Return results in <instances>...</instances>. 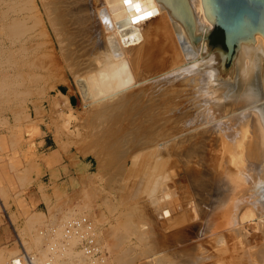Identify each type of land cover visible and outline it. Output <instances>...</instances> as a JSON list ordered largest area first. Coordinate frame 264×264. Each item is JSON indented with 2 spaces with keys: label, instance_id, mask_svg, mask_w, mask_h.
I'll return each mask as SVG.
<instances>
[{
  "label": "bare ground",
  "instance_id": "bare-ground-1",
  "mask_svg": "<svg viewBox=\"0 0 264 264\" xmlns=\"http://www.w3.org/2000/svg\"><path fill=\"white\" fill-rule=\"evenodd\" d=\"M18 1L20 2V0ZM18 1L17 5H20ZM23 1L22 4L24 3V9L26 10L22 16L18 17L20 19H15V17L13 20H8L9 22H2L6 27L11 26L8 32H6L7 29H4L8 35L11 31H13L11 36L14 34L13 29H15V32L21 30V33L17 32V34L22 35L18 46L20 52H23L20 55H25L31 48L39 52V49L41 50L43 46H46L51 49L53 56L55 55L59 60L62 55L69 67L71 66L70 68L73 67L74 69V67L76 68V65L73 66L75 60L72 63L71 59L73 57L69 58V49L73 50L74 48L78 51L79 56L75 54L78 59L81 57V67L74 69V73L75 75L78 73V77H76L79 84L81 83L80 79L85 84L86 90L82 89L85 104H91L97 98L101 100L105 97L117 96L119 101L117 105L124 106L129 102H136L140 110L141 108L152 109L154 115L155 112L160 113L161 116L158 119L156 118L157 121L162 118L161 123L163 121L172 122L175 127V130L172 129L173 132L167 131L168 135L158 136L159 139L155 136L156 139L154 140L151 137L152 140L149 139V142L142 140L144 142L142 144H140L141 141L138 138L139 136L142 137V134H138L137 139L132 137V133L130 134L132 140L129 141L136 148L132 152L130 149V163L127 164V167L125 166L127 171L122 176L130 180L125 183V193H120V201H118L119 204L122 203L128 208L127 214L125 213L126 218H135V221H132L131 218L124 220L121 225L126 227L129 235L135 234L134 236L137 239L149 240L148 250L145 252L146 247L144 251L142 250L146 253L144 257L149 258L144 260L143 254V258H141L143 260H138L137 264H210L205 262L206 258L205 260L203 258L206 246L199 244L200 242L192 246L193 239L192 242L189 240L196 234V230L193 228V225L196 224H191V226L189 223L193 212H196L197 209L191 205L197 203L200 199L204 200V198V202H207L209 206L206 210L203 209L202 213H198L201 220L202 218L210 219L211 217H208V215L211 216L212 207H219L216 212H212L214 224H211L214 227L216 226L218 231L222 230V232L216 238H212L211 241L222 242V240H227V242H230L238 238L236 244L231 242L233 244L232 248H234L233 251L231 250L232 244L226 242L228 245H226L228 249L226 251H229L230 248V252H232L229 261L218 262L216 260V264H264V246L262 244V247H258L257 244L261 241L264 242V85L262 81L264 37L260 33H255L253 42L249 41L247 43L239 40L236 55L231 61V65H228L224 51L210 46L207 35L214 26L206 19L201 0H131L129 3H126L125 0ZM115 2L116 4L112 5ZM15 5H13L14 8ZM21 6L19 7L21 8ZM15 9L11 10L14 12ZM24 9L21 8V10ZM9 10L6 11L9 12ZM75 13L80 16L81 24L71 18ZM5 14L7 13L4 12L3 16ZM17 34L15 33L12 37ZM36 34H38L37 39L34 38ZM39 37H42L44 41L42 38V40H39ZM16 40L19 39L16 38ZM1 45L0 53L3 51ZM74 51H72V54H74ZM38 56H35V60ZM53 56L51 59L56 61V57L53 58ZM11 57L13 59V56ZM17 59L15 60L17 61ZM29 60V62L26 60L21 63H27L28 69H30L31 66L29 67V65L31 64L37 68L42 67V64L35 61L34 57V62L31 59ZM19 66L21 68V64L14 67ZM28 73L30 72L25 75ZM34 74L36 76L40 75L36 72ZM36 76L34 79H39ZM13 77L16 79L15 75ZM24 77V80H26L27 76ZM120 110L118 111L120 112ZM147 114L149 115V113ZM149 117L151 116L149 115ZM143 119H140L141 123L144 122ZM147 119L145 118V120ZM148 122L150 123L149 120ZM153 123H156L155 117ZM123 125L125 126V124ZM124 126L120 128L125 129V131L121 130V135H123L120 136L121 140L130 139L124 137L126 129L128 130ZM144 126H146L145 123ZM138 128L144 132L142 130L144 127L142 129ZM134 129L136 130V126ZM158 130L160 131L159 128ZM136 132L138 131L136 130ZM126 142L124 143L126 144ZM176 143L179 144L176 146ZM116 151L118 154V150ZM192 157H196L197 168L196 164H193L195 158L192 160ZM181 160L192 161L195 169L192 165L180 169ZM117 164L121 163L117 161ZM188 165L190 164L188 163ZM125 167H123V170ZM121 173L123 174L122 171ZM211 174H214L217 179L220 178L221 186H218L220 192L212 194L211 188L208 186V180L214 178L211 177L214 176ZM120 178H118L119 181ZM171 178L176 179L181 184L182 190L177 198L166 201L165 198L168 196L169 190L166 186L164 188L163 182ZM120 185L122 186V184ZM166 185L170 186L169 181ZM191 187H195L198 192L196 190L194 193H197L196 195L200 193L202 198H200L201 196L200 199L193 198V193H190ZM196 195L194 194L197 198ZM186 198H189L190 202L187 200L189 203ZM199 202L203 208H206L204 202ZM198 205L197 203L195 206ZM82 206L84 207L82 204L81 208L76 206L71 209L72 212L70 210V213L77 214L80 209H83ZM86 206L85 209L88 208V205ZM179 207L183 211L170 214L172 211L179 210ZM166 209L167 213L169 212L167 215L163 214ZM159 210H161V213L163 212V216H167L164 222L165 225L154 219V214H159ZM69 216L71 215L69 214ZM163 218L162 220H164ZM206 219L205 221L209 220ZM251 219H254V222L248 223ZM210 221L208 222L210 223ZM207 224L206 227L209 225ZM248 225L255 230L251 231ZM123 226L121 227L124 228ZM202 226H205V223ZM202 226L200 225V227ZM57 229V236H59L62 225ZM202 229L204 228L202 227ZM119 230L114 229V232L112 231L113 234L111 235L115 241L112 245L113 248H117V246L121 248L118 244L123 241L124 234H118ZM125 230L124 232H126ZM205 232L207 233L206 230ZM197 236L201 237L199 234ZM208 236L205 237L208 239ZM211 236H215V234L212 235L211 233L210 238ZM100 238L98 237V240ZM188 240L191 242L190 245L185 244ZM211 241L208 243L210 244ZM121 244H124V242ZM254 244H257V246H254ZM121 246L123 247V245ZM202 246L205 248H201ZM136 247L141 248L140 246ZM128 248L130 249L129 246ZM209 250L211 249L209 248ZM45 251L44 247L43 253H39V256L45 257ZM124 252L125 250H121V253ZM216 252L218 253V251ZM223 252L225 254L224 250ZM121 253L118 252L114 255L115 257L113 256L114 260L116 258V263L131 264L132 258L137 252L132 255V258L131 256L124 257ZM126 253L128 254V251ZM206 254L208 253L206 252ZM64 255H67V258L69 256V260L64 259ZM137 255L134 257H137ZM104 258H106V255ZM105 260L108 261L107 258ZM218 260H221V258ZM199 261L203 263H198ZM53 264H100V262L96 263V261L85 257L76 246V238L72 237L64 249L59 247V252L56 253ZM106 264H110V262Z\"/></svg>",
  "mask_w": 264,
  "mask_h": 264
},
{
  "label": "rangeland",
  "instance_id": "rangeland-1",
  "mask_svg": "<svg viewBox=\"0 0 264 264\" xmlns=\"http://www.w3.org/2000/svg\"><path fill=\"white\" fill-rule=\"evenodd\" d=\"M12 1L13 2L16 1V2L13 3ZM17 1L18 0H9V1L0 0V29L2 30V31L0 30V39L2 40L0 42V45L5 44V46L1 45V47L3 48L2 53L4 54L0 53V58H2V60H0V64H1L0 65V224L3 225V227H0V264H10L9 263L10 257L19 251V246H18L19 240L23 242V244L29 251L36 250V251H39L38 253L41 254L43 253L44 247H45V250H46L45 252H47L48 251V248H46L47 239L44 238L41 234H39L38 230L42 227V225L46 223H51V222L55 223L58 228L59 226L62 225V222L69 216V214L70 215L74 214V213H70V210L75 208L76 206L80 207L81 204L84 205V207L88 205V208L85 209L82 206L83 209L82 210L80 209L79 212L77 213H86L87 211L86 214H88L89 217L94 221V225L96 224L95 230H97L96 232L98 233V235L96 233L97 238L101 237L99 240L100 242H102L101 246L102 245L104 246V247L102 246V249L103 250L106 249L107 251L106 258L108 259V261L105 260L106 258H103L102 259L103 261L99 260V261H96V263L100 262V264L101 263L106 264L107 262L108 263L110 262V264L112 263L118 264L116 263L117 262L116 258L114 260V257H115L114 255H116V253L118 252L121 253V250H125L124 253H121V255L124 257L131 256L132 258V255L137 252L136 254H134V256L138 254L137 257L133 256L132 258L133 259L132 263L135 261L133 264L135 263L137 264V262L142 261L143 259L141 258H143L146 255L145 252L148 250L149 240L147 239L148 241L147 240L145 241L144 239L143 240L137 239L135 238L136 236H134L135 234L129 235L126 227L121 225V223H123L124 220L128 219L126 218L128 208L127 206L122 205L121 202H120L121 204H119V201H120L119 195L120 193L122 194L125 193L124 185L130 180L128 178L122 177L127 171L126 169L127 164L130 163V156H131L130 149L132 152L133 149L136 148L132 145L133 143L130 142L129 140H132V137L137 139L138 134L139 135L142 134V137L141 136L138 137L140 138V141H141L140 144H142L144 143L142 142V140L144 141L146 140L145 142L147 141L149 142V139L154 140L156 139V137L159 139L161 135L162 136H166V134L168 135V132H173L175 130V127L173 126L172 122L163 121L161 123L162 118L157 121V119L161 116L160 113L155 112V115H154V112H152V109L147 110V109L141 108L140 110L136 102H133V103L129 102L130 104L129 103L125 104L126 106L117 105L119 102L117 96H111L107 98L105 97L104 99H101V100L97 98V100H93L94 102H92L91 104H85V98L82 92V89L86 90V87L84 86L85 84H83L80 78L79 79L81 83L79 84V80H77L78 73L77 75H75L74 73V69L76 70L77 68L81 67V63H80L81 57L78 59V57L75 55V54L78 55V51H76L74 48L73 50L69 49V52H70L69 58L72 56L73 58L71 57L72 59L71 58L70 59L72 63L75 62L73 66L76 65V68L74 67V69L73 67L71 69L70 68L71 66L69 67V65L65 62V59L62 55L60 56L61 58H59V60L55 55L53 56V53H51V49L46 46H43L41 50L39 49V52L31 48L30 51L26 53L27 55L25 54L26 57L23 58V56L25 55H20V54H23V52L21 53L20 50L18 49V46L22 38V35L19 34L21 33L20 32L21 30L17 31L19 32L17 34V32H15V29L12 28L14 30V34L12 36H14L16 33L18 37H16L17 35L15 37L11 36L13 31H11V33L9 32L10 33L9 34L10 36H9L8 33L6 32H8V29L9 27L11 28V26L6 27L4 24L5 22H9L10 20H13V18L15 17H16L15 19H20L18 17H20V15L22 16V14L25 13L26 9H24V3L22 4L23 0H20V2L19 1L18 2L20 3V5L23 6V7L21 6V8L24 10H21V8L19 7L20 6L19 4L17 5ZM14 4H16L15 5L16 9L13 6ZM113 4H116V2L112 3V5ZM6 8L8 10L15 9L14 11L15 13L13 12V10L11 11L9 10V12L6 11L7 10ZM19 8L20 10L17 11V9ZM2 11H4L7 14L3 16L4 12ZM71 18L74 19V21H77L81 24V20H80L81 18L78 15V13H75ZM2 22L4 23L2 24ZM18 28H16V30H18ZM4 29H7V31L5 32ZM219 29L220 28L218 27H214L211 30L210 42H211V36L213 35L214 43L212 42L211 43L213 45H220L222 47H225L223 40L219 38L220 37ZM34 30L32 31V33L34 32ZM37 35L38 34L35 35L36 36L34 37L35 39H37ZM16 38L19 40L17 41ZM41 38L42 37H39L38 39L42 40L43 38L42 39ZM45 49H49L50 51L49 50L46 51ZM16 51L19 53H17ZM40 51L41 52L43 51V52L41 53ZM72 51H74V54H72L73 53ZM6 56L8 58H5ZM11 56H13V59ZM28 56L29 58H27ZM35 56H38L36 57L37 58L36 60H35ZM52 56L53 58L56 57V61L55 59L53 60L51 59ZM33 57L35 61L40 62L42 64L41 65L42 67L39 66L37 68V67L32 66L31 64L29 65V67L31 66L30 69H28L27 63L26 64L21 63L26 60L27 62H29L30 61L29 59H31L34 62ZM15 59H17V61ZM15 62L18 65L21 64V68L20 66L14 67V66H18ZM228 65H231V63ZM23 71H25L26 73L27 72H30V73L25 75L26 73H24ZM35 72L37 74L40 73L39 76L41 77L36 76L34 74ZM32 73L36 76V78H39V79H34L35 76ZM14 75L16 79H14L13 77ZM23 75L27 76L26 80H24L25 77ZM20 77H21V81H20ZM1 79L3 80V82ZM9 90H11L13 93L15 92L16 95L15 93L14 94L12 92L10 93ZM71 100L73 104L70 102ZM105 101L106 103H104ZM101 102L103 105L101 104ZM69 103L70 105H68ZM115 105L117 106L115 107ZM153 106H156V105H153ZM123 107H126L127 109L126 108L124 109ZM122 108L124 109V111ZM118 110H120V112L122 113H120ZM146 112L149 113L151 117H149V115ZM143 116H144V119H143ZM154 117H155L156 123H153ZM139 118L143 119L142 121L144 122L141 123V120ZM145 118L146 119L150 118V119L145 120ZM148 120L150 121V123L148 122ZM144 123L146 126H144ZM123 124H125V126ZM166 125H168L167 128H166ZM123 126L124 128H128V130L126 129V132L124 133L125 135L124 137L126 138L129 137L130 139H123V140L120 139V136H123L121 135L122 134L121 130L125 131V129H120ZM135 126L138 132H136V130L134 129ZM137 126L140 127V129L144 127L142 129L144 130V132L140 131ZM150 127L152 128V130ZM158 128L160 129V131L158 130ZM113 130L115 131L116 134L113 133L114 132ZM133 131H134V134H133ZM144 133H147V134H144ZM130 134L132 135V137L130 136ZM43 137L45 138L44 142L42 140ZM123 141L124 142L128 141V142H126L125 144ZM177 144L179 143H176L175 145L177 146ZM122 145H125L126 147L125 146L123 147ZM105 150H106V153H105ZM116 150H118V154ZM196 152L197 151L195 150V153ZM119 156L122 157L121 160H119L120 159ZM196 157H192V160L195 158L194 162L196 160ZM117 161L118 163L120 162L121 164H117ZM184 161H186L187 163ZM188 163L190 165H188ZM180 164H181V166L179 165L180 169H182L181 167L191 166L192 161L188 162L187 160H183V161L181 160ZM193 164H196V162ZM118 165H121L123 167L126 166V167L123 170V167L121 166L118 167ZM195 166L197 168L198 165L196 164ZM195 166L192 165L194 169H195ZM118 170H119V174H118ZM121 171L123 172V174L121 173ZM211 175H214V174H211ZM211 177H214V178H210L211 180L210 179L208 180L209 181L208 186H210L209 188H211L210 190L212 194L220 192V187H218V186H221L220 178L217 179L215 175ZM118 178H120V181ZM123 178L126 181L123 180L122 181L123 183H122L121 180ZM214 180L217 182H215ZM168 181L170 183V186L166 185ZM168 181L164 180L163 182L164 188L166 186L167 189L169 190L168 196L165 198L166 201L177 198L180 195L181 190H182L181 184L177 182L176 179L171 178ZM120 184H122V186ZM194 189L195 187H191V190L189 189L190 193H193L192 194L193 198L195 199L202 198L200 193H198V195H196L197 193H194L197 190V189L195 190ZM169 193H170V196H169ZM194 194L197 196V198L194 196ZM203 198H204V195H203ZM187 200H189V198H186V201ZM199 201H202L201 203H203L205 201V198L204 200L203 199L198 200L197 203L200 205ZM197 203L192 204L191 206L197 209V211L200 209L201 210L198 212L196 211L197 214L196 212H193L190 223L188 221L190 225L196 224V225H193V228L196 230L195 232L196 234H194V236L196 237L194 238L193 236L191 239H189L190 241L193 239L192 240L193 242L191 241L192 244L189 240L185 244L187 245L191 244L192 246H194L195 244H198L200 242L199 244L206 246V248L203 246L201 247V248H205L206 249L205 251L208 253L206 254V252L203 250L205 252V255H203L204 256L203 258L204 260L206 258V261H205L206 263L209 262L210 264H216L217 261L218 262L219 261L221 262L229 261L230 257L232 256V252L230 251L231 250L233 251L234 249L232 248L233 247L232 243L236 244V242L238 241V238H236L235 241H230V242L229 241L227 242V240H222V242H216V241L212 242L211 239L216 238L222 232V230L218 231L217 227L216 226L214 227V225L211 224V223L214 224L213 218H212L213 217L212 212L213 211L216 212L219 209V207L217 208L212 207V212L210 213L211 216L208 215V217H211V218L210 219L207 218L209 220H207L206 218H202L201 220V217H199L200 214L198 213L199 212L202 213V210L203 209L206 210L209 205L207 202L206 203L204 202L206 208H203L201 205L200 206L198 205L197 206L198 208H197L195 206L197 205ZM181 211H183V209L180 208L179 210L172 211L170 214L179 213ZM163 212L162 213L166 215L169 213V212L167 213V209ZM162 213H161V210H159V214L157 213L154 214V216L156 217V218L154 217V219H156L158 223H161V224L163 223L162 225H165L164 222L166 221L167 216L166 215L163 216ZM130 218L132 219V221H135V218L133 217H130ZM162 218L164 220H162ZM192 219L195 221H193ZM205 219L207 221H205ZM253 220L254 219H251L250 221H248V223H250L251 221L253 223L254 222ZM208 221H210V223ZM204 223H205V226H202L204 225ZM206 224L208 225L207 227H206ZM200 225L204 229L206 228L205 230L207 231V233L205 232L204 229H202L204 230L203 232L206 235L203 234L201 230L202 227H200ZM121 226H123L126 230L122 228ZM251 226L249 227V229L252 231L254 228L252 229ZM114 229L115 230L120 229L117 233L121 235L124 234L123 239H122L123 241L120 242V244H118L120 245L121 248H119V246H117V248L112 247V245L115 242L114 238L111 235L113 234ZM124 230L126 232H124ZM127 233L128 235H126ZM211 233L212 235L215 234V236H211L210 238ZM198 234L201 237H198L197 236ZM205 236H208L209 241H211L210 244L208 243L209 241L207 237ZM197 237H198L197 239L198 241L196 240ZM36 240L41 241V242H38ZM129 241L130 242L133 241V242L130 243ZM123 242L124 244H121ZM226 242L227 244H230V245L232 244L231 245L232 249L230 250L229 248V251H226L228 250L227 249L228 245L226 244ZM127 243L130 249L128 248ZM208 244L210 245V247H208L209 246ZM257 244H258V247L264 246L263 241L258 242ZM257 244H254V246H257ZM121 245H123V247ZM136 246H140L141 248H138ZM142 246L144 249L142 248ZM209 248L212 251L209 250ZM116 249H119V250H116ZM142 250L143 251L145 250V252H143ZM223 250L225 251V254ZM115 251H118V252H115ZM127 251L129 255L126 253ZM216 251H218V253H221V254H218ZM219 257L221 258V260H218L220 259ZM63 258L69 260L70 257L68 256L67 258V255H64ZM147 258L144 257V260ZM110 260L112 261V263ZM65 261L68 262L67 260ZM214 261L215 263H213ZM200 262L202 261H199L198 263Z\"/></svg>",
  "mask_w": 264,
  "mask_h": 264
},
{
  "label": "water",
  "instance_id": "water-1",
  "mask_svg": "<svg viewBox=\"0 0 264 264\" xmlns=\"http://www.w3.org/2000/svg\"><path fill=\"white\" fill-rule=\"evenodd\" d=\"M206 19L222 30L225 47L222 49L228 64L231 63L239 47V40L254 41L255 33L264 37V0H201ZM213 27V28H214ZM262 81L264 85V63L262 61Z\"/></svg>",
  "mask_w": 264,
  "mask_h": 264
},
{
  "label": "built area",
  "instance_id": "built-area-1",
  "mask_svg": "<svg viewBox=\"0 0 264 264\" xmlns=\"http://www.w3.org/2000/svg\"><path fill=\"white\" fill-rule=\"evenodd\" d=\"M57 225L46 223L38 230L47 239L48 251L45 257L39 256V251L28 250L21 240L18 241L19 251L10 257V264H53L56 253L67 246L68 241L76 238V246L88 259L99 261L107 256L98 240L94 221L86 213L72 214L62 222V231L57 236Z\"/></svg>",
  "mask_w": 264,
  "mask_h": 264
},
{
  "label": "trees",
  "instance_id": "trees-1",
  "mask_svg": "<svg viewBox=\"0 0 264 264\" xmlns=\"http://www.w3.org/2000/svg\"><path fill=\"white\" fill-rule=\"evenodd\" d=\"M219 32H220V35H219L220 37H219V36H218V37H219L221 40H223V33H222V30L219 29ZM219 38H218V39H219ZM211 42L214 43V37H213V35L211 36Z\"/></svg>",
  "mask_w": 264,
  "mask_h": 264
},
{
  "label": "crops",
  "instance_id": "crops-1",
  "mask_svg": "<svg viewBox=\"0 0 264 264\" xmlns=\"http://www.w3.org/2000/svg\"><path fill=\"white\" fill-rule=\"evenodd\" d=\"M70 98H71V97H70ZM71 103H72V100H71ZM72 104H73V103H72ZM42 140H43V142H44V141H45V138L43 137ZM37 142H38V140H37ZM0 227H3V225L0 224Z\"/></svg>",
  "mask_w": 264,
  "mask_h": 264
},
{
  "label": "snow or ice",
  "instance_id": "snow-or-ice-1",
  "mask_svg": "<svg viewBox=\"0 0 264 264\" xmlns=\"http://www.w3.org/2000/svg\"><path fill=\"white\" fill-rule=\"evenodd\" d=\"M125 2H126V3H129V2H131V0H125Z\"/></svg>",
  "mask_w": 264,
  "mask_h": 264
}]
</instances>
